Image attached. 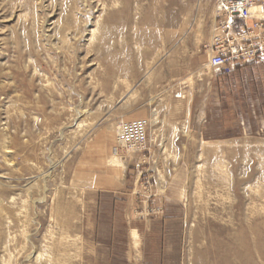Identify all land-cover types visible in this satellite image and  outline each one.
I'll return each instance as SVG.
<instances>
[{
    "label": "rangeland",
    "instance_id": "1",
    "mask_svg": "<svg viewBox=\"0 0 264 264\" xmlns=\"http://www.w3.org/2000/svg\"><path fill=\"white\" fill-rule=\"evenodd\" d=\"M216 1L0 0V264H264V20L213 69Z\"/></svg>",
    "mask_w": 264,
    "mask_h": 264
},
{
    "label": "built area",
    "instance_id": "2",
    "mask_svg": "<svg viewBox=\"0 0 264 264\" xmlns=\"http://www.w3.org/2000/svg\"><path fill=\"white\" fill-rule=\"evenodd\" d=\"M256 11L250 12L251 8ZM216 12L219 21L214 26V31L225 33L224 38L217 39L220 46H212L209 58V66L216 70L230 72L231 66L241 62H247L254 58L258 50L246 40L251 32L243 31L232 33L234 23L242 20L246 25L247 20L253 22L255 29L262 27L264 17V0H217ZM231 34V36H230ZM218 37V36H217ZM147 122L145 120H133L124 122L119 126L117 144L121 147L135 148L143 146L147 140Z\"/></svg>",
    "mask_w": 264,
    "mask_h": 264
},
{
    "label": "bare ground",
    "instance_id": "3",
    "mask_svg": "<svg viewBox=\"0 0 264 264\" xmlns=\"http://www.w3.org/2000/svg\"><path fill=\"white\" fill-rule=\"evenodd\" d=\"M254 11H256V7L250 9V12H254ZM121 124H122V123H121ZM108 131H109V130H108ZM118 131H119V129H118ZM119 145L122 146L121 144H119ZM116 150H117V148H116ZM113 154H114V156H115V155H117V152L113 150ZM118 166H120V165H118ZM118 166H117V169L119 168ZM118 171H119V170H118ZM0 177H3V176L0 175ZM30 179H31V178H30ZM32 181H33V180H32ZM138 238H139V237H138L137 233L133 230V231H132V239H133V244H134L135 247L138 245Z\"/></svg>",
    "mask_w": 264,
    "mask_h": 264
}]
</instances>
